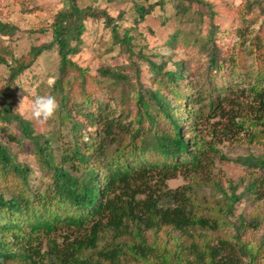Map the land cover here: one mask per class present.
Segmentation results:
<instances>
[{
    "label": "trees",
    "instance_id": "16d2710c",
    "mask_svg": "<svg viewBox=\"0 0 264 264\" xmlns=\"http://www.w3.org/2000/svg\"><path fill=\"white\" fill-rule=\"evenodd\" d=\"M138 8L143 16L144 8ZM92 14L78 0H67L54 16L50 43L32 47L10 64L15 76L43 50L56 46L60 66L52 90L60 104V120L70 125V141L62 143L59 155L49 139L35 133L29 120L12 111L7 92L0 91L2 134L19 142L20 136L9 127L15 121L33 143L37 166L45 177L44 186L33 189L29 166L17 162L0 143V264H241L243 256H249L252 264H262L264 151L237 159L247 172L241 178L243 190L236 194L241 182L226 186L222 169L209 168V153L218 150L204 141L198 128L214 111L221 119L217 142L240 139L264 145L263 44L246 48L243 61L224 56L212 43L215 31L210 29L206 70L211 79L207 75L205 81L187 86L181 64L175 71L163 72L160 64L153 63L151 76L157 87L148 98L135 91L112 109L102 98L108 94L103 79L129 81L117 71L122 67L95 75L69 57L79 51L83 21ZM15 31L16 26L0 21L1 35ZM117 39L131 51L132 36L126 32ZM8 53L0 46V63H7ZM222 71L231 77L242 72L255 77L249 85L253 96L245 101L247 112L238 110L244 102L227 110L237 96L227 76L225 86L213 82ZM187 88L197 93L189 97ZM219 159L228 158L219 154ZM178 174L188 182L165 188L166 181ZM243 199L257 203L252 206L255 217L247 223L241 216L236 234L231 235L225 225ZM259 226L261 241L249 249L239 231Z\"/></svg>",
    "mask_w": 264,
    "mask_h": 264
},
{
    "label": "rangeland",
    "instance_id": "374dc122",
    "mask_svg": "<svg viewBox=\"0 0 264 264\" xmlns=\"http://www.w3.org/2000/svg\"><path fill=\"white\" fill-rule=\"evenodd\" d=\"M66 5L67 0H0V21L16 26L13 35L0 34V46L6 47L9 52L6 56L7 63H0V91L7 92L5 99L10 100L15 114L29 120L35 133L50 140L56 155H59L62 143L70 141L69 123L60 120L59 111L55 118L45 124H38L31 118V105L36 96H54L52 85L59 76L60 66L56 46L43 50L31 65L15 76H12L10 66L32 47L50 43L53 38L51 24L54 16ZM78 5L89 7L93 14L86 16L83 21L80 49L69 55L71 60L95 75L106 68L115 70L120 65L122 68L117 71L126 74L129 80L123 82L119 79H103L108 94L102 98L112 109L122 97L132 95L135 91H140L145 99L148 98L149 93L157 87L151 76L153 63L160 64L163 72L175 71L181 64L183 80L187 86L205 81L207 75L211 79L212 74L206 70L211 45V41H206V38L210 29L215 31L212 43L217 45L216 50L221 55L239 56L243 61L247 59L246 48H254V43H262L264 49V0H78ZM139 5L145 10L143 16ZM106 16L111 19L107 20ZM126 32L133 37L131 51L117 39H122ZM226 74L227 71H222L212 80L225 86L223 77L227 76L228 83L233 84L232 92L237 97L234 98L236 101L233 105L227 106V110L232 107L235 110L239 102H244L238 106V110L241 113L247 112L249 108L245 101L251 100L253 96L249 85L254 83L255 77H249L243 72L238 77ZM261 84L264 85V77ZM184 87L183 85L181 90ZM185 91L189 97L197 93L193 88ZM182 103L186 104L184 100ZM148 109L152 110V102ZM214 114L213 111L205 115L198 133L204 141H211L218 150L217 154L209 153V159L212 160L209 168L213 171L222 169L226 186L230 182H241L236 189L238 194L245 185V180L241 181V178L247 169L237 159L247 155L257 156L264 151V145L240 139L217 142L221 133L217 120L221 119L220 114ZM220 122L223 124L225 120ZM9 127L20 136V141H9L0 130V143L8 148L17 162L29 166L33 189L44 186L45 177L37 166L33 143L21 134L15 121ZM242 136L243 133L240 134ZM219 154H224L228 159L221 161ZM187 182L188 178L178 174L166 181L165 188L174 189ZM253 205L258 206L245 199L238 202L224 230L231 235L236 234L241 216L247 223L254 220ZM261 227L245 231L240 229L241 242L249 249H255L261 241ZM261 262L264 264V257ZM241 264H252V261L249 256H243Z\"/></svg>",
    "mask_w": 264,
    "mask_h": 264
},
{
    "label": "clouds",
    "instance_id": "9594fccd",
    "mask_svg": "<svg viewBox=\"0 0 264 264\" xmlns=\"http://www.w3.org/2000/svg\"><path fill=\"white\" fill-rule=\"evenodd\" d=\"M59 108L60 104L53 95H38L31 105V118L38 124H45L55 118Z\"/></svg>",
    "mask_w": 264,
    "mask_h": 264
}]
</instances>
